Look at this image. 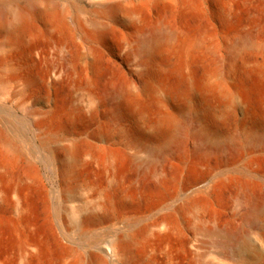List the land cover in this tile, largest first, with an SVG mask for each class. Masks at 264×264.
Instances as JSON below:
<instances>
[{
    "label": "rangeland",
    "instance_id": "374dc122",
    "mask_svg": "<svg viewBox=\"0 0 264 264\" xmlns=\"http://www.w3.org/2000/svg\"><path fill=\"white\" fill-rule=\"evenodd\" d=\"M29 1L0 0V264H213L195 228L236 213L239 169L264 189V141L248 138L264 135V0ZM113 2L128 10L103 13ZM159 24L174 36L147 54L143 34ZM118 83L129 99L110 97ZM204 127L239 152H198ZM175 133L182 150L155 161ZM197 187L219 203L179 217L183 236L143 230Z\"/></svg>",
    "mask_w": 264,
    "mask_h": 264
},
{
    "label": "bare ground",
    "instance_id": "6f19581e",
    "mask_svg": "<svg viewBox=\"0 0 264 264\" xmlns=\"http://www.w3.org/2000/svg\"><path fill=\"white\" fill-rule=\"evenodd\" d=\"M141 1H146V0H141ZM42 2L44 3L45 8H48V10L51 9L52 5L48 0H43ZM28 4L29 7L34 9L36 12H40L39 9L40 4L36 0H30ZM126 6L127 5H124L119 2H113L107 5L105 9H103L102 11L103 13L110 15L116 12L119 13L120 11H127L128 7ZM11 14L14 20L13 21L14 23L12 25V31L15 33L23 31L25 29V23H26L25 13L13 12ZM7 15H8L7 11H4V9H0V18H6ZM173 36L174 33L172 30H170L168 27L162 24H159L155 26L153 29L147 30L143 34V48L145 52L148 54L152 52L153 48L157 46V44L166 42L169 39H171ZM253 36H254L253 32H248L245 36L240 38L239 41L251 40L253 39L252 38ZM130 89H131L130 87L128 86L125 87L123 86V84L121 85L118 83L111 87V89L109 90L110 91L109 95L113 99H117V98L122 99V97L123 98L125 96L127 97L128 94L130 93L132 95L133 92H131L132 89L131 90ZM111 112L114 115L113 118L115 119V122L118 123L121 119L120 118L122 115L121 111L119 110L118 107H115L112 109ZM201 118L198 120L196 119L197 121L195 125L197 124L200 125L203 123V120ZM115 122L114 124L116 125ZM178 129L175 128V130L179 132L181 128L179 130ZM210 129L204 127V129L198 135V138L197 139L195 138L196 140H199V142L201 143L207 141L210 143V147H207L206 149L200 148L199 145L198 152H207L210 151V149L213 150L217 149L223 152H228V154L229 153L235 154L239 152L241 142L238 143L233 138H231L228 141L221 142L218 140L217 136H215V134L211 131L212 129L211 130ZM122 130H124V128L120 129V133ZM124 131L125 132L123 134L129 137V139L131 138L130 140H134L133 137L137 136V135L136 136L131 135L132 133L130 134V131L128 133L126 129ZM258 133L248 136V138L252 143H259L264 141L263 138L264 135H262V132L261 133L258 132ZM175 134L177 136L174 137ZM175 134L172 135L173 138L170 137L171 140L170 139H169L170 141L168 140V144L166 140L165 141L166 143L165 145H163V147L160 146L161 148L158 149L155 148L156 150L155 149L151 150V156L155 159V161H160V159H162L166 155L169 156L170 154H175L178 153L180 150H182L184 146V142H183L184 140L181 138L182 135L178 136L177 133ZM140 135L138 136L139 138H141ZM129 139L127 141H130ZM134 143L135 142H133L132 144ZM156 163L157 162H155L154 164ZM155 166L156 165H154V167ZM158 166L159 165H157V168H159ZM157 171L160 170L157 169ZM153 172L152 174L156 173ZM238 173L240 175L241 188H240V196H235L234 198V203L236 205V213L233 216L226 217V219L224 220L218 218H209L208 219L209 223L207 225L205 223V221L207 220H202L200 222H204V223H201L200 226L196 227L194 232L196 234L202 235L204 238L209 240L208 243H204V246L207 252H212V254L215 257V262L217 260V262L216 263L214 262L213 264H264V189H261V187L258 184V182L262 179V177L259 176V174L256 171H254L251 168V166L245 167L241 170L239 169ZM158 174L159 173H157V175ZM207 191L208 189L206 190L205 187L203 188L197 187L195 193V195L196 194L197 195L191 197L190 198L191 201L186 197L189 203L186 202L187 204L185 203L183 205L176 207L172 214H165L155 219L151 225L143 226L144 222L143 219H140V217L130 218L129 223L132 226L137 224L138 225L142 224L140 226H143L142 227L143 230L144 229L148 230L152 234L172 233L175 235L183 236L184 229L180 221L181 217H184L186 214L196 216L197 211L198 212L203 211V209H205V207L208 206L209 204L217 205L219 203V199L215 198V196H211L212 193ZM202 214L206 217L204 213ZM94 218H95L94 214L93 215L89 214L87 217L84 218V220L90 221V220H94ZM134 240L135 238H129L127 240L125 239L118 244L119 246L117 247L115 254L119 262L127 261L130 254L129 248L134 243L133 242Z\"/></svg>",
    "mask_w": 264,
    "mask_h": 264
}]
</instances>
